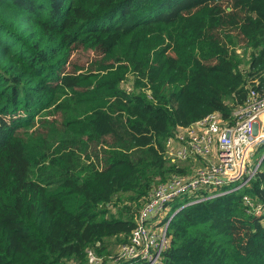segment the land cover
<instances>
[{"label":"trees","instance_id":"16d2710c","mask_svg":"<svg viewBox=\"0 0 264 264\" xmlns=\"http://www.w3.org/2000/svg\"><path fill=\"white\" fill-rule=\"evenodd\" d=\"M251 88L264 0H0V264L111 255L185 173L165 153L177 127L228 118ZM199 193L171 202L163 264H264V214L243 200L264 203V157L246 186L184 206Z\"/></svg>","mask_w":264,"mask_h":264},{"label":"built area","instance_id":"2783aa9c","mask_svg":"<svg viewBox=\"0 0 264 264\" xmlns=\"http://www.w3.org/2000/svg\"><path fill=\"white\" fill-rule=\"evenodd\" d=\"M263 143L264 91L256 88L250 89L245 103L228 118L215 111L187 126H178L166 141L165 153L179 167L185 162L197 163L192 173L174 174L159 183L140 207L128 241L108 257L90 249L88 264H163V252L170 243L171 218L163 222V216L171 202L200 192L186 206L246 186L260 167V159L256 161L254 157ZM227 187L231 188L226 190ZM243 200L251 213L264 214V203L248 195Z\"/></svg>","mask_w":264,"mask_h":264},{"label":"rangeland","instance_id":"374dc122","mask_svg":"<svg viewBox=\"0 0 264 264\" xmlns=\"http://www.w3.org/2000/svg\"><path fill=\"white\" fill-rule=\"evenodd\" d=\"M242 52H243V50H240V53H242ZM75 59L77 60L78 63L85 64L88 58L86 56L80 54V53H77L75 55ZM132 83H133V75L130 76L129 81L124 82L121 86L124 87L125 89H128L129 90V86ZM62 117H63L62 112H59V113H56L55 116H49V120H57V123L59 125H61V119H62ZM43 130L45 132H47V129H43ZM258 159H259V154H256L255 157H254V160L258 161ZM181 164H182V168L184 169V172H185L184 174H189V173H192V171H193V169H194V167L196 166L197 163H194V162H185V163H181ZM170 210L171 209L169 208L168 209V212L166 213V216L165 215L163 216L164 218H166L168 215H170ZM112 241H116L115 238L112 239ZM120 245H119V243H112V244L109 245V248H110V250H113L112 252H114Z\"/></svg>","mask_w":264,"mask_h":264},{"label":"water","instance_id":"95a60500","mask_svg":"<svg viewBox=\"0 0 264 264\" xmlns=\"http://www.w3.org/2000/svg\"><path fill=\"white\" fill-rule=\"evenodd\" d=\"M263 157H264V155H263ZM263 157L260 159V161L263 160ZM177 212H178V210H177V211L171 216L170 220L172 219V217H173Z\"/></svg>","mask_w":264,"mask_h":264},{"label":"crops","instance_id":"0c3cea01","mask_svg":"<svg viewBox=\"0 0 264 264\" xmlns=\"http://www.w3.org/2000/svg\"><path fill=\"white\" fill-rule=\"evenodd\" d=\"M165 215V214H164Z\"/></svg>","mask_w":264,"mask_h":264}]
</instances>
